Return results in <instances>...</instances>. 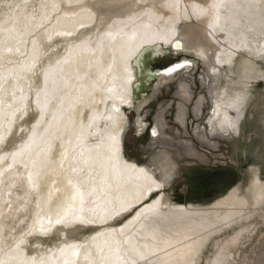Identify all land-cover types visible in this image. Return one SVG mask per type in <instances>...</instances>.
Wrapping results in <instances>:
<instances>
[{
  "label": "bare ground",
  "instance_id": "6f19581e",
  "mask_svg": "<svg viewBox=\"0 0 264 264\" xmlns=\"http://www.w3.org/2000/svg\"><path fill=\"white\" fill-rule=\"evenodd\" d=\"M10 2L20 4L17 27L32 35L24 37L27 43L19 45L20 53L5 54L0 72L19 71L24 63L31 64L35 60L36 67L23 73L20 87L35 100V92L44 88V72L48 71V90L55 92L38 132L47 141L44 147L49 149L57 171L43 182L41 195L46 199L51 180L61 179L58 165L66 151L69 156H79L83 149L86 157L90 154L98 158L108 172L105 180V170L100 163L94 165L92 177L96 192L86 197L84 213H77L82 215L83 222L75 220L55 225L47 235L40 232V224L36 222L35 232L24 236L22 252L32 256L65 243H80L84 245L80 264H89L84 259L87 251H91L92 259L99 261L100 249L108 255L110 247L114 253L119 245L121 256L129 261L135 259L136 264H200L204 251L212 243L214 251L205 264H230V248L239 239L240 232L221 242L215 238L264 205V181L256 169L251 172L245 193L235 186L207 206L174 204L165 193L177 168L171 153L159 150L151 157L150 164L138 163L126 156V110L138 112L148 102L147 97L137 105L134 101V91H139L144 83L154 78L160 83L171 81L182 73L193 72L191 61L182 58L152 74L144 67L145 55H155L159 50L192 54L206 68L200 83L209 96L208 134L230 136L239 141L252 89L260 81L264 83V5L259 0ZM213 3L223 5L219 9V24L216 9L209 8ZM53 4L57 7L53 8ZM201 9H209V12L202 15ZM5 11L0 7V17ZM33 16L34 21L30 20ZM32 40L36 41L35 48ZM176 43L181 46L174 47ZM12 47L15 49L16 44ZM177 64L184 66L167 73V68ZM101 72L104 73L102 78ZM94 81L98 83L96 88H93ZM14 83L8 82L9 90ZM108 88L114 91L109 93ZM176 95L179 97L176 120L184 126L186 105L192 99L191 84L178 80ZM207 102L203 94L194 102L192 110L197 118L203 114ZM113 106L119 108L118 127L102 118L115 114ZM40 119L39 110L33 104L29 114L16 121L14 136L9 138L11 143L0 145V149L13 151L28 139L32 125ZM138 124L142 130L140 118ZM159 126H163V121L158 115L153 133L159 132ZM195 133L208 140L205 129L197 126ZM113 134L117 137L114 154L109 151L108 138ZM165 139L171 141V138ZM17 174H21L18 180ZM13 181L17 186L9 189ZM92 187L87 184L86 191ZM55 197L53 193V199ZM8 199L12 202L11 211L3 204ZM36 199L37 194L28 188L27 170L23 166L17 165L12 173L5 174V184L0 186V212L3 213L0 246L3 241L12 244L31 231L37 212ZM43 207V227L48 229L49 206L44 204ZM54 211L53 205V216ZM81 230L87 231L86 237H79Z\"/></svg>",
  "mask_w": 264,
  "mask_h": 264
},
{
  "label": "rangeland",
  "instance_id": "374dc122",
  "mask_svg": "<svg viewBox=\"0 0 264 264\" xmlns=\"http://www.w3.org/2000/svg\"><path fill=\"white\" fill-rule=\"evenodd\" d=\"M182 58L191 61L193 72L182 73L171 81L161 83L154 78L144 83L142 90L134 91L136 105L143 97H147L148 102L138 112L135 109L126 110L128 125L124 135L125 152L129 159L150 164L151 157L159 150H167L177 168L175 176L166 186V196L174 204L207 206L225 196L235 186L241 191L245 190L251 172L255 169L264 181V83L260 81L252 89L253 95L242 121L239 141L230 136H210L206 123L209 117V96L200 83L206 73L202 63L192 54L159 50L155 55H145L144 67L147 72L154 74L158 66H166ZM138 80L141 86V78ZM178 80L189 82L192 90V99L186 105L184 126L176 120ZM157 83L160 84L155 87ZM202 94L208 102L203 114L197 118L192 109ZM158 115L162 118L163 126H159V132L154 134ZM139 118L143 124L142 130L139 128ZM197 126L206 130L208 140L197 136ZM165 138H171V141ZM238 232L239 239L230 248L229 263L264 264V205L252 211L238 225L221 232L215 241H224ZM78 233L79 237L87 236L86 230ZM211 244L204 251L200 264H205L206 258L212 256L214 250Z\"/></svg>",
  "mask_w": 264,
  "mask_h": 264
},
{
  "label": "snow or ice",
  "instance_id": "6c2138e0",
  "mask_svg": "<svg viewBox=\"0 0 264 264\" xmlns=\"http://www.w3.org/2000/svg\"><path fill=\"white\" fill-rule=\"evenodd\" d=\"M261 5H264V0H259ZM222 3H213L209 6L210 9H216V22L219 24V9L222 7ZM0 7L6 9L3 17H0V69L3 68V61L7 56L15 51L20 53L19 45L21 43L26 44L27 41L24 37L32 35L27 30L21 31L17 27L19 21V9L20 4H13L10 0H0ZM53 8L57 5L53 4ZM209 9H201L200 13L207 14ZM30 20L34 21L35 17H31ZM40 27V25H37ZM71 35V33H67ZM111 35V33H109ZM15 43L16 47L13 49L12 44ZM33 47L35 48L36 41L32 40ZM181 45L176 43L174 47L179 48ZM8 63H14L8 60ZM184 64H177L174 67L166 69L167 73L176 71L177 68L183 67ZM36 67L35 60L31 64L24 63L19 71L8 70L7 73L0 72V145L10 144V137L14 136V127L18 119L23 120L25 116L32 110V105L35 104L36 109L39 110L40 120H37L32 125L31 135L22 144L16 147L13 151H3L0 155V186L5 184V174L12 173L17 165L23 166L27 170V185L31 192L37 194L35 200V206L37 212L35 214V222L32 225L31 231L21 235L19 240H16L12 244H8L6 241L2 242L0 246V264H80L79 257L82 254L84 245L80 243H65L63 246L56 249H49L45 253L28 256L22 252V246L25 244L24 236L32 235L36 230V222L40 224V232L47 235L52 227L55 225L68 224L75 220L83 222V217L78 216L77 213H84L86 197L92 196L96 192L95 181L92 177V171L95 164L100 163V167L105 170V180H107L108 172L106 166L94 159L90 154L86 157L83 149L79 156H69L66 151L60 159L58 168L60 170L59 175L61 179H52L51 186L47 192V198L41 195L43 187L49 178V175L56 173L57 166L54 160L49 156V149L44 145L47 143L44 136L38 132V128L45 116V113L50 109V106L55 98V92H49L48 80L49 72H44V88L35 92V100L31 99V95H26L24 89L20 87L19 81L23 79V73L31 71ZM104 73H100L102 78ZM12 80L15 83L11 86V89L6 86L8 82ZM98 87V83L94 81L93 88ZM19 90V95L17 94ZM103 90V89H101ZM107 91L112 93L114 90L108 88ZM113 113L103 116L102 118L110 121L113 127H118V113L119 108L113 106ZM101 117H94L97 119ZM91 126V125H89ZM234 127V125H229ZM24 129H21L23 132ZM155 134V133H154ZM109 151L113 154L116 151L117 137L113 134L110 135ZM112 157L109 156L108 160L111 161ZM11 162H8V161ZM67 162V168L65 164ZM7 167H4V165ZM87 171V175L85 172ZM143 172V169L139 170ZM21 174H17L16 179H20ZM92 184L91 190L86 191V185ZM63 185V187H61ZM17 185L15 181L9 184V189L15 188ZM160 185H158L159 187ZM53 193L56 194L53 199ZM8 196H11V191L8 192ZM3 204L9 211L12 210V202L10 199L4 200ZM49 206L47 214L48 229L43 227L45 216L43 205ZM55 206L54 216L52 212V206ZM3 213L0 212V216ZM55 217V219H54ZM54 220V223H53ZM2 233V229H0ZM133 251H137L133 249ZM99 261L92 259L91 251H87L84 255V259L89 264H136L135 259L131 261L124 259L120 254L119 245L116 246L113 253L112 248H109V254L105 255L103 249L99 250ZM141 259L143 256L141 255Z\"/></svg>",
  "mask_w": 264,
  "mask_h": 264
},
{
  "label": "water",
  "instance_id": "95a60500",
  "mask_svg": "<svg viewBox=\"0 0 264 264\" xmlns=\"http://www.w3.org/2000/svg\"><path fill=\"white\" fill-rule=\"evenodd\" d=\"M163 67H164V65H163V66H158L157 68H158V69H161V68H163ZM158 69H157V70H158ZM140 85H141V84H140Z\"/></svg>",
  "mask_w": 264,
  "mask_h": 264
}]
</instances>
